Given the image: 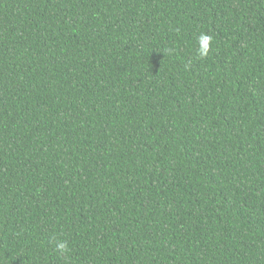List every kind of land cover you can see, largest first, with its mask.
Returning <instances> with one entry per match:
<instances>
[{"label":"trees","instance_id":"1","mask_svg":"<svg viewBox=\"0 0 264 264\" xmlns=\"http://www.w3.org/2000/svg\"><path fill=\"white\" fill-rule=\"evenodd\" d=\"M0 264H264V0H0Z\"/></svg>","mask_w":264,"mask_h":264},{"label":"clouds","instance_id":"2","mask_svg":"<svg viewBox=\"0 0 264 264\" xmlns=\"http://www.w3.org/2000/svg\"><path fill=\"white\" fill-rule=\"evenodd\" d=\"M212 42V37L202 33L199 37V49L197 55L200 58H205L208 56L210 51V46ZM56 252L59 253L61 256H66L69 252V248L66 241H57L55 244Z\"/></svg>","mask_w":264,"mask_h":264}]
</instances>
